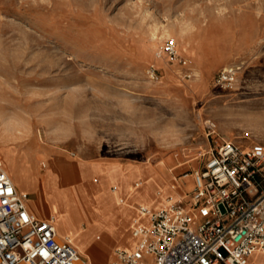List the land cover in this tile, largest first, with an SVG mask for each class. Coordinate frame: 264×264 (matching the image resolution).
Here are the masks:
<instances>
[{
  "label": "rangeland",
  "instance_id": "rangeland-1",
  "mask_svg": "<svg viewBox=\"0 0 264 264\" xmlns=\"http://www.w3.org/2000/svg\"><path fill=\"white\" fill-rule=\"evenodd\" d=\"M167 40L194 78L157 57ZM229 67L233 85L215 86ZM222 140L264 144V0H0V163L29 180L21 192L37 195L48 173V199L66 176L97 186L87 164L155 170L170 187ZM104 227L75 221L90 263L133 247L109 239L96 261Z\"/></svg>",
  "mask_w": 264,
  "mask_h": 264
},
{
  "label": "built area",
  "instance_id": "built-area-1",
  "mask_svg": "<svg viewBox=\"0 0 264 264\" xmlns=\"http://www.w3.org/2000/svg\"><path fill=\"white\" fill-rule=\"evenodd\" d=\"M157 57L179 67L185 78L195 77L173 40ZM238 71L224 69L214 85L230 88ZM148 75L159 78L153 67ZM203 131L207 139L218 137L210 120ZM170 189L176 197L158 209L137 207L133 247L115 249L107 264H251L253 254L264 255V144L216 142ZM57 238L55 219L36 217L28 194L17 190L0 164V264H91L69 240Z\"/></svg>",
  "mask_w": 264,
  "mask_h": 264
},
{
  "label": "crops",
  "instance_id": "crops-1",
  "mask_svg": "<svg viewBox=\"0 0 264 264\" xmlns=\"http://www.w3.org/2000/svg\"><path fill=\"white\" fill-rule=\"evenodd\" d=\"M87 165L96 170V172H91V174H96L100 178V181L99 178L94 179V182L95 180H98L97 183L98 185L96 187L99 189L96 190L95 195H93V197L102 198L100 200H102L101 202L103 203L102 205L99 206L95 205V207H97L101 211V214L97 215L98 217H95V219L93 220L95 223L104 225L105 227L102 229H104L105 232L106 230H109L110 232L107 235L104 244L103 242L102 244H98L97 249L93 248L94 251L97 254L98 253L100 254L101 252L106 253L105 251L100 250V248L104 247V245L109 239H113V240L116 239L117 241H119V243H124L125 246L126 245L132 246L135 242V239L132 237L131 231L133 227V221L138 218L137 207L144 206L150 209L152 208L158 209L159 207L164 205L165 198L170 194H172L170 187H167L165 185L166 176L162 175L161 173L155 170L144 169V168L124 169L123 167H117V166L109 167V166L94 165V164H87ZM104 173H109L111 176H113V179H109V177ZM48 175L49 176H48V180L46 179V183L44 184L43 182L41 186H39L40 189L37 186L39 190V193L37 195L34 193L28 194L29 196L30 194L35 195L33 199H28V208L38 218L46 219L50 216L53 217L55 219V224L57 229V224H59V218L57 214L62 213L59 208L61 202L60 199L61 196H59L60 195L59 194L60 191H59L57 192V196L59 197H56L57 198L56 200H54L53 198H49V199L46 198V193L47 192L49 193L51 189L50 178L53 177L49 173ZM156 176H159V178ZM138 182H141L142 184L141 186L136 187L135 184ZM100 183H102V185ZM162 183L163 185H161ZM15 186L17 190L21 192L19 187H17V185ZM157 187L159 190H154ZM158 192H161L162 195L158 196L157 195ZM121 200H125V201L128 200L127 201L128 205L120 204L119 201ZM31 202H33V205H31ZM34 203L37 204L38 208L34 206ZM115 203L119 206L117 207ZM147 203L148 205H146ZM51 204L55 205V207L57 208L56 211L55 210L52 211L48 209V206ZM125 206L127 207L126 209H124ZM44 207L47 208L49 214L45 211ZM56 218H57V222H56ZM141 222L144 223L145 219H142ZM74 227H73V231L75 230ZM57 231L60 235L68 238L70 237V234L71 235L73 234L72 233L73 231L59 232L58 229ZM125 232L128 233L127 236L124 235ZM250 263L264 264V255L258 253L253 254L250 257Z\"/></svg>",
  "mask_w": 264,
  "mask_h": 264
},
{
  "label": "bare ground",
  "instance_id": "bare-ground-1",
  "mask_svg": "<svg viewBox=\"0 0 264 264\" xmlns=\"http://www.w3.org/2000/svg\"><path fill=\"white\" fill-rule=\"evenodd\" d=\"M3 168L6 170L7 173H9L8 174L9 176L10 175L12 176V178L14 180L13 183L15 185H17L23 189L28 188L29 180L27 178H25L24 175H18L17 171L13 165L10 164L9 169H7L6 166H3ZM104 174L107 175L109 177V179H113V176H111L109 173H104ZM60 182H62L61 185L64 189H62V191L59 192V194H60L59 196H61V198H60L61 202H60L59 208H60V211L62 212V213L57 214L58 218H59V224H57V229L59 230V232H63V231H68V232L71 231L72 232L73 227L75 226V221H77V220H85V221L88 220L89 222L95 223L93 219H95V217H98L97 215H100L101 211L97 207H95L94 201L91 199L90 195H91V192L96 191L99 188H97L95 185H93L89 181H87L89 183H82L78 179L69 178L67 176L65 178H63ZM96 183H98V182H96ZM100 184L102 185V183H100ZM71 185H74V186L69 187ZM76 188H77L78 194L73 193L74 192L73 190ZM23 193H25V192H23ZM25 194H27V193H25ZM55 196H56V194H55ZM59 196H57V197H59ZM168 197L175 198L176 196L172 192V194H170L169 196H167L165 198L164 204L167 203ZM127 201L121 200V201H119V203L122 205H128ZM40 205H41V203H40ZM34 206L38 208L36 203H34ZM48 209L52 210V211L57 210V208L53 204L49 205ZM72 233H73L72 234L73 239H76L77 235L74 234V231ZM109 233H110L109 230H106L105 239L107 238V235ZM57 234H58V238H57L58 241H61V239H66V240H69L71 242L70 237L68 238V237L62 236L58 233V231H57ZM81 253H83V255H85V257L89 258L90 261H92V258L88 254L84 253V251H81ZM94 257H95L96 261L101 262V263H104L106 260V254L105 253H100V254L98 253L97 254L95 252ZM84 259L87 260L86 258H84ZM91 263L94 264L93 262H91Z\"/></svg>",
  "mask_w": 264,
  "mask_h": 264
}]
</instances>
